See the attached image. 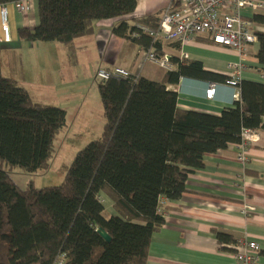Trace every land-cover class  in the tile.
<instances>
[{"label":"trees","instance_id":"16d2710c","mask_svg":"<svg viewBox=\"0 0 264 264\" xmlns=\"http://www.w3.org/2000/svg\"><path fill=\"white\" fill-rule=\"evenodd\" d=\"M136 5L38 0L39 24L19 28V35L63 43L74 57L76 40L93 34L96 21L130 14ZM160 19L156 14L136 22L156 26ZM251 19L264 25V14ZM113 31L164 56L161 42L135 23L123 20ZM256 33L264 72V31ZM171 60L177 67L162 81L135 74L97 78L105 116L101 135L77 151L61 183L40 187L30 180L22 188L12 173L51 167L66 110L35 101L16 79L0 75V264H147L153 234L165 223L160 199H180L207 153L241 144L245 130L264 127V83L243 79L241 100L220 114L182 109L169 88L181 77L226 82L230 76L206 70L201 61ZM103 196L113 201L115 213L105 214ZM216 234L223 250L235 251L231 234Z\"/></svg>","mask_w":264,"mask_h":264},{"label":"crops","instance_id":"0c3cea01","mask_svg":"<svg viewBox=\"0 0 264 264\" xmlns=\"http://www.w3.org/2000/svg\"><path fill=\"white\" fill-rule=\"evenodd\" d=\"M169 2L137 0L132 13L96 21L93 34L76 40L74 57L63 43L20 37L19 28L33 29L39 24L38 0H31V10L24 14L10 6L13 42L0 44V75L16 79L35 101L64 108L65 127L71 111L81 118L77 122L86 127L93 125L95 101L103 131L105 116L95 76L97 69L121 66L154 81H162L169 71L150 60L143 47L115 34L113 28L123 20L137 24L136 19L161 15ZM257 31H264V25L257 24ZM160 42L164 55L201 61L206 70L219 74L228 75L229 64L241 59L238 51L217 44L206 35L183 45ZM258 50L257 40L247 51L242 80L264 83ZM173 65L171 70L177 67ZM211 82L217 83V89L213 98H208L206 91ZM169 88L177 92L182 109L220 114L237 101L235 89L221 81L183 76ZM244 143L207 153L204 167L189 174L187 189L180 199H160L165 223L153 234L147 264H238L233 251L221 248L217 231L229 233L237 241H257L260 256L256 264H264V127L251 130ZM108 199L111 208L105 206V214L111 215L115 210L113 201ZM247 206L253 209L249 211Z\"/></svg>","mask_w":264,"mask_h":264},{"label":"built area","instance_id":"2783aa9c","mask_svg":"<svg viewBox=\"0 0 264 264\" xmlns=\"http://www.w3.org/2000/svg\"><path fill=\"white\" fill-rule=\"evenodd\" d=\"M10 6L24 14L31 10V0H17L0 4V44L13 42V29L10 20ZM255 14H264V0H170L163 10L156 26L137 23V27L151 36L153 42L168 41L181 45L206 35L215 43L238 51L240 61L229 64L230 78L225 82L235 89L234 97L238 100L240 82L245 68V58L249 46L258 40L257 24L251 19ZM147 57L168 70L173 68L171 56H158L154 48L146 50ZM132 75L129 69L121 66L99 68L98 79L127 78ZM217 83L211 82L206 91L208 98L216 93ZM251 130L242 134V143L250 138ZM253 209L247 206V210ZM160 211L165 212L160 207ZM238 264H256L260 256V245L255 240H241L231 245Z\"/></svg>","mask_w":264,"mask_h":264},{"label":"rangeland","instance_id":"374dc122","mask_svg":"<svg viewBox=\"0 0 264 264\" xmlns=\"http://www.w3.org/2000/svg\"><path fill=\"white\" fill-rule=\"evenodd\" d=\"M86 94L87 92L84 95L86 96ZM89 96L91 97V95ZM93 107L95 121L93 125H88V127L84 123L77 122L81 118L75 117L74 113L70 112L68 125L63 128L55 140V151L51 159V167L48 170L27 172L17 169L16 173H12V177L22 188L27 186L30 180H33L35 185L39 187L56 185L63 181L77 151L84 147L91 139L99 137L102 133L101 116L97 113L95 101H93ZM102 200L107 209L110 210L109 199L103 196Z\"/></svg>","mask_w":264,"mask_h":264},{"label":"water","instance_id":"95a60500","mask_svg":"<svg viewBox=\"0 0 264 264\" xmlns=\"http://www.w3.org/2000/svg\"><path fill=\"white\" fill-rule=\"evenodd\" d=\"M98 232L107 240H111V235L102 227H98Z\"/></svg>","mask_w":264,"mask_h":264}]
</instances>
